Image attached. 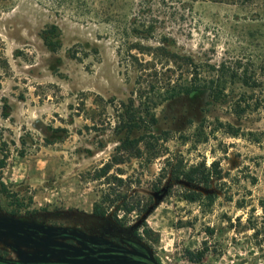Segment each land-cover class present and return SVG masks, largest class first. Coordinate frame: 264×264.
<instances>
[{"label": "rangeland", "instance_id": "1", "mask_svg": "<svg viewBox=\"0 0 264 264\" xmlns=\"http://www.w3.org/2000/svg\"><path fill=\"white\" fill-rule=\"evenodd\" d=\"M0 1V158L8 154L0 177L38 210L12 216L0 196V264H264L253 230L264 218V0H101L118 14L109 23L38 0ZM132 22L154 31L148 39L129 31V41L165 45L187 59L193 80L223 64L235 72L218 102L204 90L157 110L160 156L127 158L110 173L130 177V195L149 203L119 224L116 209L100 218L94 205L109 189L98 171L125 138L115 107L137 77L120 54ZM52 25L57 51L41 35ZM169 161L215 164L222 178L212 180L211 209L181 197L188 187L165 174ZM156 184L173 194L157 198ZM187 251L204 259L192 263Z\"/></svg>", "mask_w": 264, "mask_h": 264}, {"label": "trees", "instance_id": "2", "mask_svg": "<svg viewBox=\"0 0 264 264\" xmlns=\"http://www.w3.org/2000/svg\"><path fill=\"white\" fill-rule=\"evenodd\" d=\"M49 4L52 9L56 11L72 10L75 17L78 19L98 20L103 23H109L118 16L112 10L113 3L105 4L101 0H38ZM6 2V1H3ZM1 6L0 1V9ZM123 33V44L120 48V54L124 58L122 62L126 66V70L134 71L137 77L131 96L127 102H120L118 107H115L117 127L116 129L121 133H125V138L122 139L120 145L116 148L115 155L106 163L99 171L98 178L104 179L108 186V192L103 194L101 200L94 205V214L97 217L104 218L116 209L114 219L121 224L127 221L128 216L137 214H144L149 206V203L142 199L132 197L130 191L132 190L133 180L130 177L119 178L111 175L114 167L125 164L127 158L142 159L145 154L150 160L160 156L162 149L160 142L163 140L162 135L158 134L156 129L159 124L157 110L163 105L189 97L200 91L209 90L215 102L219 101V95L226 91L227 85L224 81L226 73L230 74L231 68L223 64L218 69H215L216 74L206 80L196 81L192 79L189 62L185 58H179L177 55L168 50L165 45L159 47L144 46L139 42H131L128 40L129 31L138 34L142 39L151 37L154 26H143L142 28L133 27L132 24L125 23ZM136 24V23H135ZM128 25V26H127ZM132 25V28H131ZM42 38L47 47L53 51L61 48L60 37L61 31L57 25H52L42 32ZM146 56H152L150 60ZM177 66L181 72L176 77ZM179 63V65H178ZM235 71L231 73L234 74ZM243 86H249L247 81L242 82ZM112 102H115L114 100ZM139 134V135H135ZM143 146V147H142ZM144 149L147 152H144ZM8 161V154H4L0 158V171L6 168ZM166 168L163 169L165 174L170 175L172 181L187 186L181 193V197L192 204H198L204 211L211 209L215 204L217 196L211 193L212 180L220 179L221 172L215 173L212 163L211 167L207 166L206 162H201L196 165L187 167L182 161H178L174 165L169 161ZM117 172H122L117 169ZM123 173H120L122 175ZM173 186L169 189H161L159 185L153 186L157 198L163 199L166 196H171L173 193ZM0 196L9 201V214L18 216L25 213L26 216L36 215L37 209H30L31 206H25V203H19V199H14L13 194L7 190L5 183L0 177ZM30 204L33 203L30 199ZM118 211H122L125 217L120 218ZM255 230V237L262 238L264 242V218L257 225L253 227ZM150 231L146 229L145 234ZM205 252L187 251V259L192 263H200L204 259Z\"/></svg>", "mask_w": 264, "mask_h": 264}]
</instances>
